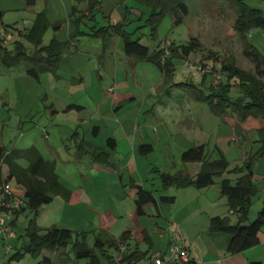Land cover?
<instances>
[{
    "label": "crops",
    "instance_id": "crops-1",
    "mask_svg": "<svg viewBox=\"0 0 264 264\" xmlns=\"http://www.w3.org/2000/svg\"><path fill=\"white\" fill-rule=\"evenodd\" d=\"M95 1L98 6L89 14L88 0H35L33 7H27L24 0H0V32L11 28L20 31L18 27L23 28L20 33L26 32L36 16L44 12L51 26L61 24V27L58 31L49 28L42 45L47 46L52 40L66 45L56 74H42L38 81L27 76L26 65L6 69L0 63V79H3L0 106L15 117V129L19 130L14 137L6 138L5 126L0 127V147L7 151L36 148L45 161L55 162L60 184L71 192L67 202L55 197L63 205L59 220L51 222L48 228H41L36 222L37 228L41 233L50 228L85 233L88 245L96 235L101 240L119 243L122 235L128 233L129 241L116 253L125 250L144 254L136 264H153L155 259L168 254L171 245L185 249L193 260L190 264H264V230L259 233L258 246L236 255L227 253V235L208 232L212 218L229 217L231 223L237 222L236 216L229 214L227 199L219 187L223 180L234 185L232 181L235 183L239 176L232 180L223 175L205 189L162 188L163 175L194 178L201 172L202 163L181 161V155L187 150L203 146L206 163L222 159L229 167L227 152L216 142L213 153L208 155L203 142L210 136L198 113L185 112L173 103L171 108L166 107L175 110L168 115L164 109L166 104L159 97L163 88L154 89L153 81L139 72L140 69L150 73L147 65L152 66L163 84V75L156 67L128 58L122 40L110 30L96 35L97 30L125 20L128 22L125 32L129 34V28L141 13L146 18V10L133 0ZM77 31L79 34L75 36ZM14 33L7 34L10 40L7 46L22 41L27 49H32L20 39L18 32ZM161 49L165 50L160 47L157 51ZM191 86L195 83L191 82ZM172 96L169 91L168 97ZM223 122L232 126L231 116ZM236 128L240 129L238 125ZM244 133L241 130L239 137H244ZM227 138L229 145L237 142L231 136ZM223 139L218 137L219 142ZM108 140L114 141L113 150L107 149ZM143 145L151 147L145 155L139 152ZM176 147L180 153L177 157L173 156ZM100 151L108 153L109 167L94 162ZM153 154H157L155 161L151 159ZM240 154L242 164L251 156L248 151L240 150ZM23 162L25 166H21L25 168L27 163ZM82 165L81 173L78 166ZM63 166L75 167V174L70 176ZM250 172L257 189L247 217L248 222H253L264 209V187H257L258 183L264 184V159H257ZM138 188L152 194L157 202L146 205L141 216L135 207ZM21 195L19 199H23V191ZM163 197H173L174 201L162 202ZM0 239L3 245L5 240ZM66 253L49 254L43 250L42 260L48 259L50 263L38 264H55V261L60 264L57 256ZM68 258L67 264H77L70 254ZM123 258L114 257L118 264H127Z\"/></svg>",
    "mask_w": 264,
    "mask_h": 264
},
{
    "label": "trees",
    "instance_id": "trees-1",
    "mask_svg": "<svg viewBox=\"0 0 264 264\" xmlns=\"http://www.w3.org/2000/svg\"><path fill=\"white\" fill-rule=\"evenodd\" d=\"M27 7H33L35 0H24ZM139 7L146 10L148 16L144 21V26L150 29L151 36L154 37L161 21L166 16H171L174 27L181 25L188 16L189 10L184 0H133ZM235 8L237 18L234 22L233 30L241 38L243 56L248 59L254 66V74L248 76L241 72L231 60L229 64L222 66V71L230 79L239 80L240 86L245 89L247 103L244 98L239 97L234 102L227 99L229 86L223 87L217 91L218 94L204 96L200 94L196 99L208 105L213 115L223 117L229 112L235 113L240 120L248 117L260 119L264 123V84L259 79L264 78V56H262L247 40V34L252 29H264V11L250 8L247 0H227ZM264 2V0H261ZM98 2L88 0V13L92 14ZM128 13V11H127ZM144 19V13L140 14L138 21ZM128 24L126 20L123 23L111 25L96 31V35H102L105 31L110 30L112 34L118 36L123 43L124 54L138 62H147L156 67L163 75L165 82H169L174 73L173 59L189 58L196 51L201 49L196 39H190L185 46L177 48L169 46L166 50L161 49L156 52H149L146 46L140 44L139 39H132L131 35L125 32ZM61 24L50 25L44 12L38 14L30 30L20 33L21 40L32 46L29 50L22 41H15L12 50L7 48V41H0V63L10 69L20 63L27 66V76L38 81L39 76L45 73L56 74L59 63L62 58L65 44L57 43L52 40L47 46L42 45L43 36L49 28L53 31L60 30ZM78 26L76 25V30ZM5 34H10L7 29H3ZM79 32L75 33V36ZM74 35L71 36L73 38ZM8 38V37H7ZM166 51L169 53L165 57ZM245 87V88H244ZM194 88V87H193ZM261 148L254 154H251L242 166L228 171V165L222 159L213 162H205V150L203 146L187 150L181 155L183 163H202L201 172L194 178L177 175H163L161 177L162 188L165 190L169 187L195 189H205L214 184V179L221 178L225 174H234L239 176L232 185L229 180H223L220 184V192L227 199L228 211L231 216H236L237 222L231 223L229 217H216L209 221V234H225L229 237L227 253L229 255L240 254L246 250L259 245V233L264 230V209L256 216L253 222H248V213L251 206V199L257 194V189L252 181L250 172L253 163L257 159H264V127L259 131ZM77 135H75L76 137ZM82 143L79 142V144ZM108 150L114 149V141L106 142ZM80 150V149H79ZM151 151V147L143 145L139 152L145 155ZM109 155L105 151H100L94 162L104 166H110L108 162ZM25 161L27 166L24 168L18 162ZM5 172L3 174V170ZM14 181L18 186L24 189L23 202L24 206L20 211H14L16 217L25 210L37 216L38 210L50 204L55 197L62 198L67 202L71 196L70 190L60 184L55 172V162L45 161L36 148L32 147L25 150L12 149L7 151L0 147V185L8 184ZM165 203H172L174 198L163 197L160 199ZM156 199L149 192L138 188L136 192V213L144 215V207L148 204H156ZM8 211V208H0V212ZM35 221L32 220L26 229V242L23 244L22 251L32 257H38L43 250L49 253L66 252L70 246V251L65 254L63 264L70 262L68 255L71 254L76 261L85 260V264H118L113 256L106 251L107 248L114 249L118 252L127 241L128 233H124L119 243L111 240H101L98 235L94 236V245L90 247L87 244V235L85 233H74L65 229L50 228L41 233L37 228ZM18 251L8 262L20 261L23 255ZM144 254L136 251H127L124 255L123 262L131 264L140 262ZM101 258L102 262H101ZM43 263L48 259L42 260ZM261 264V263H252Z\"/></svg>",
    "mask_w": 264,
    "mask_h": 264
},
{
    "label": "rangeland",
    "instance_id": "rangeland-1",
    "mask_svg": "<svg viewBox=\"0 0 264 264\" xmlns=\"http://www.w3.org/2000/svg\"><path fill=\"white\" fill-rule=\"evenodd\" d=\"M184 2L188 7L189 14L181 25L174 27L172 17L168 15L161 21L155 36L152 37L150 29L143 27L144 21L148 16L147 14L143 21L135 19L133 26L129 28L128 32L132 34L131 38L133 40L139 39L140 44L146 46L150 53L156 52L157 48L160 47L165 48V50L169 46L180 48L185 46L190 39H196L201 49L192 54L188 59L176 58L172 60L175 73H173L168 83H161V77L158 71L152 66L147 65V67L151 69L150 73L140 69L139 72L153 81V86L155 85L154 89L158 87L163 88L162 90L164 91H161L159 97L162 102L166 104L164 109L168 111V115L175 111L174 109H167L171 108L174 104L178 109H184L185 112L189 111L199 114L201 122L205 124L206 133L210 136L204 138L203 143L206 145V152L208 155L212 154L216 146L215 143H219L220 148L227 152V160L229 162L228 171H231L235 166L242 164L240 150L254 154L261 148L259 131L262 129L261 127L264 123L261 124L260 119L254 117L240 120L233 112H229L223 117L215 116L210 112L207 104L196 98L200 94L206 97L212 95L213 91V94H218L217 91L219 89L229 86L230 90L228 91L227 99L234 102L239 97H245L244 103H247L246 93L244 92L245 89H242L243 86H240L239 80L235 78L230 79L228 75L222 71V66L229 64L232 60L234 65L248 76L254 74V66L242 54V40L233 30L237 12L236 8L230 2L227 0H184ZM246 4L250 8L264 11V2L261 0H247ZM18 29L21 32L23 31L22 27H18ZM8 32L12 35L15 34L14 30L11 29H8ZM246 36L249 43L264 56V29H252ZM44 43L47 44L46 40ZM12 47V45L7 46L9 50H12ZM20 64L25 65V63ZM172 78L175 83L173 85ZM259 81L264 84V78H260ZM191 82L195 83L194 88L191 86ZM169 91L170 94L173 95L172 98L168 97ZM153 101H155V99ZM0 104H3V79H0ZM141 104L142 102H140L139 105ZM158 105L162 107L161 104ZM0 107V127L4 125L5 137L12 138L15 136V131H19L15 129V117L5 112L2 106ZM211 115H213L214 118H212ZM229 115L231 116L232 126H229L228 122L226 124L223 122L224 119H229ZM208 116L210 118L207 119ZM236 125H238L240 129L236 128ZM241 130L245 131L243 134L244 137H239ZM229 136L232 137V141L236 140L237 142L229 145L230 141L227 138ZM218 137L224 139L219 142ZM19 146H21V144ZM178 150V147L173 149V156H179L180 153H178ZM156 156L157 154L151 155L152 161L156 160ZM19 164L25 166L23 161ZM179 165L181 164L179 163ZM156 166L159 167L160 165ZM63 168L70 176L76 172L73 166H63ZM78 170L82 173L84 171L83 165L78 166ZM4 172L5 169L3 170V174ZM225 175L231 179L237 177V175L230 173ZM63 181L65 182L64 177ZM232 183L235 184L234 181H232ZM8 186L13 195L18 198L22 196L21 193L22 191L24 192L23 188L18 186L14 181L9 182ZM259 186L264 187V184L261 185L258 183L257 187ZM1 189L2 185H0V191ZM260 195L258 197H261ZM60 201L59 198H55L50 204L42 206L38 210L37 219V216H34L33 213L27 210L18 214L17 218L12 210L0 212V218L6 221L7 226H10L15 235L14 239H16L15 241L12 240L9 243L8 241L5 243L3 237V245L0 239V264H38L42 261L43 257L41 255L32 257L28 254H24V251H22L23 244L26 242V229L32 220L35 221L34 223L37 222L41 228H48L51 222L59 220L63 210V205L60 204ZM254 201L255 204L258 203L256 199ZM6 244L11 248L10 253L6 252ZM89 245L93 247L94 240H91ZM18 251L24 254L23 258L18 262L12 260L9 263L8 261ZM69 251L70 246L67 248V252ZM106 251L110 256H116L117 259H121L126 253L125 250L116 253V251L111 248H107ZM57 257L59 258L60 264H63V258L65 257L64 259H66L67 256L59 255ZM100 259L102 262L103 258L100 257ZM85 263V260L77 261V264ZM55 264L59 263L55 261Z\"/></svg>",
    "mask_w": 264,
    "mask_h": 264
},
{
    "label": "built area",
    "instance_id": "built-area-1",
    "mask_svg": "<svg viewBox=\"0 0 264 264\" xmlns=\"http://www.w3.org/2000/svg\"><path fill=\"white\" fill-rule=\"evenodd\" d=\"M8 36L4 31L0 32V41H7ZM168 56V52L165 53ZM200 70V69H199ZM209 71V70H208ZM203 71V72H208ZM24 206L22 199L13 197L10 192L9 186L4 184L0 191V208L10 209V210H20ZM0 237H4L5 242L8 240H13L15 238L10 226H7L6 221L0 218ZM11 248L6 244V251L10 252ZM192 258L189 253L178 245H171L168 254L163 257L157 258L153 261V264H190ZM136 264V263H131Z\"/></svg>",
    "mask_w": 264,
    "mask_h": 264
}]
</instances>
